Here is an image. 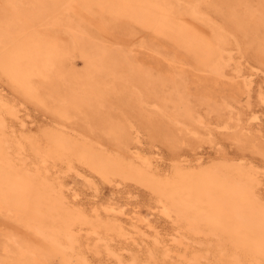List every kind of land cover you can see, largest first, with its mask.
<instances>
[{
    "label": "rangeland",
    "instance_id": "374dc122",
    "mask_svg": "<svg viewBox=\"0 0 264 264\" xmlns=\"http://www.w3.org/2000/svg\"><path fill=\"white\" fill-rule=\"evenodd\" d=\"M12 3L0 0L1 22L5 15L13 17ZM32 11L14 15L17 23L0 48V99L17 113L7 115L11 134L39 140L45 148L44 132L64 131L114 157H149L163 175L176 168L253 169L264 201V0H41ZM97 48L106 53L109 67L98 63L102 51ZM51 161L50 173L64 183L71 204L91 217L117 219L127 229L126 238L111 241L126 264L147 257L143 251L155 247L156 236L159 249H173L167 264L201 251L194 238L178 230L175 216L163 213L147 185L102 174L82 161H70V170L59 159ZM24 216L0 206V259L7 264L32 260L30 251L42 244L51 264H63L62 250L32 233ZM86 228L81 234L91 264H117L103 247L92 249L99 240ZM22 248L28 250L25 256ZM129 254H136L137 262ZM142 260L138 264H145Z\"/></svg>",
    "mask_w": 264,
    "mask_h": 264
},
{
    "label": "bare ground",
    "instance_id": "6f19581e",
    "mask_svg": "<svg viewBox=\"0 0 264 264\" xmlns=\"http://www.w3.org/2000/svg\"><path fill=\"white\" fill-rule=\"evenodd\" d=\"M39 1L41 0H26V2L21 4V0H13V14L15 15L18 13L15 16H21L26 15L28 12L32 13L35 6H38ZM26 7L28 11H25ZM14 15L13 17H11L12 15H5L6 18H4L2 22L0 21V48L1 45L6 42L9 33L17 23V19ZM78 25L81 24L78 23ZM86 29L87 28H85V30ZM26 30H29V28H26ZM84 41L86 40L84 39ZM92 42H90V44H92ZM93 45L94 44H92V46ZM92 46L91 48H93ZM103 47L105 48V46ZM82 50H84V47ZM228 54L231 55L229 52ZM221 55H223V52ZM85 56L87 57V54ZM107 60L106 53L102 51L98 63H100L102 67L107 68L109 67L106 62ZM211 67L213 66L211 65ZM219 69L221 70L220 72L223 73L225 67L222 66ZM63 73L61 74L63 75ZM69 79H71V77ZM114 87L116 88V86ZM95 93L97 94L98 92L95 91ZM159 95H157V97ZM164 99L166 98L164 97ZM102 106L104 107L103 104ZM7 115L17 116L16 110L12 107L10 108L6 106V104L0 99V206L7 208L9 211H16L21 214L23 213V215L25 214L24 217H26V222L31 228L32 233L35 232L37 235H41V237L43 235L45 242L54 244L56 246L55 249L58 247L62 250L61 253L64 254L63 257L65 258V260L62 261L63 264H91L85 246L83 245L81 234V230L85 227H87L92 233H95L98 237L99 241L93 244V250L98 252L103 247V249L109 254H112L111 258L112 256L116 257L117 264H126L124 260L125 257L121 255L122 252L115 251L113 247H111V241L115 237L126 238L129 234L124 225L118 222L117 219L107 220L101 218L97 214L94 217H91L88 214L89 212L87 211V213L81 206L73 205L69 202L65 194L64 183L50 173V167L52 165L51 160L55 159L65 162L68 170L72 168V160H78L90 164L96 169V171L102 174L120 176L123 179L133 178L135 181L137 180L150 187L153 192L156 193L158 201L162 206L163 213L168 217L174 215L175 220L179 225L178 230L180 228L184 229L183 232H187L189 234L188 237L194 238L201 245H199L201 247L200 252L197 251L192 253L189 251V253L193 255L186 258V253L185 256L182 257V259H185H183L181 263L179 262L180 264H202L203 262L206 264H264V201H262L261 196L258 194V177L256 175L257 172L253 169H245L244 167L239 166H219L207 170L198 169L189 171L176 168L170 174L163 175L164 173L159 174L158 170L155 171L153 169L155 163L152 164V160L149 157H143L141 156L142 154L137 155L136 158H141L138 161H136V158V160L128 161L120 156L114 157L105 150L94 148L88 140L84 138L79 139L78 136L74 137L72 134L64 131L44 132L46 137V147L42 148L43 146L40 147L42 144L40 145L39 140L33 141L28 138L22 139L21 137H17L16 134H11L9 132L10 123L8 124ZM195 120H198V118ZM39 149H42V152L41 156L39 155L38 157L36 151ZM111 206V209L117 210L112 204ZM114 217L116 216L114 215ZM149 217H145L144 220L148 218L145 222L148 226L152 227ZM141 218H143V216L139 217V220H141L143 224V219ZM177 227H175V229ZM175 234H178V232ZM150 236H152V233ZM168 236H170V234ZM153 237L155 236H152V238ZM176 237L174 239L177 241ZM183 237L178 239L180 245L181 243H184ZM119 239L120 238H118V241ZM147 239L149 240V238ZM174 239L171 238L170 240L175 241ZM153 240L155 241L152 242H156L154 245L155 247L153 248L152 245V250H150L151 248L149 249L150 252L143 251L146 252L144 254L148 253V256L146 255L147 257H145L147 264L157 263L158 258H161L160 261L163 262H159L158 264H164V262L167 264L166 258L168 257L167 259H169V257L172 256L170 255V252H173V249L167 246H162L161 249H159L160 247L158 248L157 246L160 245L158 244L160 242L159 237L156 236ZM189 240L191 241V239ZM172 241L171 246H173ZM185 242L188 243L187 240ZM121 244L118 250L121 248ZM193 244L194 243H192V245ZM41 245L39 246L40 248H34L35 250L30 251L32 254V260L27 259V261H20V264H51L48 253L43 249L45 246ZM194 246L198 245L194 244ZM149 247L151 246L149 245ZM175 248L177 247H174V249ZM3 249L9 253L7 246H4ZM121 249L123 250V248ZM129 249L132 250L131 248ZM157 249L161 254L160 257H157ZM140 250L145 249L143 248ZM179 251L180 249L177 252ZM182 251L185 252V250ZM138 252L141 253L139 250ZM175 252L176 250H174L173 254H176ZM27 253L28 250L26 251L23 249L22 256H25ZM181 253L180 256L183 255H181ZM174 257L175 256L173 255V258ZM129 258H131L134 263L138 260L136 254H133ZM145 258L139 257L140 261L138 260L137 264L141 262L142 259L145 260ZM170 258L172 259V257ZM174 260H177V258ZM179 260L181 261V257ZM205 260L208 262H205ZM169 261L170 259L168 260V263ZM171 261H173V259ZM7 262L8 260L6 261V259H0V264H7ZM146 262L144 261L145 264Z\"/></svg>",
    "mask_w": 264,
    "mask_h": 264
}]
</instances>
